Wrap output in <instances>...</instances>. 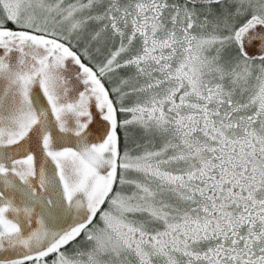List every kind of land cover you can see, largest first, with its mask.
<instances>
[{
	"label": "snow or ice",
	"instance_id": "snow-or-ice-1",
	"mask_svg": "<svg viewBox=\"0 0 264 264\" xmlns=\"http://www.w3.org/2000/svg\"><path fill=\"white\" fill-rule=\"evenodd\" d=\"M0 264H264V0H0Z\"/></svg>",
	"mask_w": 264,
	"mask_h": 264
}]
</instances>
